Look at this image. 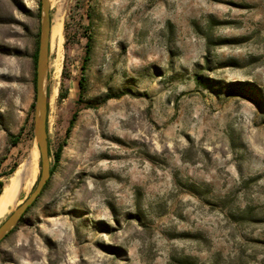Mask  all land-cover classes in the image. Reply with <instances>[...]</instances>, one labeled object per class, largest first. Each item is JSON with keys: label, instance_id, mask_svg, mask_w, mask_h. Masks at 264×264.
Here are the masks:
<instances>
[{"label": "rangeland", "instance_id": "374dc122", "mask_svg": "<svg viewBox=\"0 0 264 264\" xmlns=\"http://www.w3.org/2000/svg\"><path fill=\"white\" fill-rule=\"evenodd\" d=\"M62 19L47 79L61 159L0 264H264V0H66ZM41 22V0H0L5 186L37 146Z\"/></svg>", "mask_w": 264, "mask_h": 264}, {"label": "water", "instance_id": "95a60500", "mask_svg": "<svg viewBox=\"0 0 264 264\" xmlns=\"http://www.w3.org/2000/svg\"><path fill=\"white\" fill-rule=\"evenodd\" d=\"M50 0H41L42 22L38 58L36 63V95L34 113V139L41 157V176L34 191L0 225V243L18 226L29 208L42 195L51 177V156L48 141V93L47 79L50 67L51 37ZM1 196V195H0Z\"/></svg>", "mask_w": 264, "mask_h": 264}, {"label": "bare ground", "instance_id": "6f19581e", "mask_svg": "<svg viewBox=\"0 0 264 264\" xmlns=\"http://www.w3.org/2000/svg\"><path fill=\"white\" fill-rule=\"evenodd\" d=\"M65 2L66 0H50L51 9L54 12L51 18V41H55L58 38L62 40L64 37L62 9ZM39 159L40 153L38 147L35 146L30 152L27 160L23 162L12 175L9 183L6 185L3 193L0 196V218H2L9 211L10 206L16 205L17 198L22 192L28 191L31 188L39 172Z\"/></svg>", "mask_w": 264, "mask_h": 264}, {"label": "trees", "instance_id": "16d2710c", "mask_svg": "<svg viewBox=\"0 0 264 264\" xmlns=\"http://www.w3.org/2000/svg\"><path fill=\"white\" fill-rule=\"evenodd\" d=\"M86 46H87V53H86V57H85V59H84V64H83V66L86 65L87 62H88L89 59H90L91 50H92V46H93V40H92V37H91V36L88 37V41H87ZM37 58H38V47H37L36 52H35V54H34L35 70H36ZM83 69H85V68L83 67ZM34 82H35V86H36V72H35V76H34ZM79 86H80L81 96H82L83 93L85 92L86 88H87V80H86V77H85V76H82L81 79L79 80ZM32 106L34 107V104H33ZM75 116H76V115H74L73 118H72V120L70 121V124H69V127H68V132H70V131L73 129V127H74ZM47 129H48V124H47ZM33 133H34V130H33V127H32V129H31V134L33 135ZM19 136H20V135H16V136H14V143H15V144L18 143V141H19ZM61 155H62V147H60V148L58 149V151H57V153H56V155H55V162H56V165L54 164V165L51 166V177H50V179H49L47 185L45 186V189H44L42 195H40L39 198L37 199V201L33 204V206H31V207L29 208L28 212H29V211H30V210H31V209L37 204V202L39 201V199L43 196L44 192L47 190L49 184L51 183V180H52L53 174H54L55 171H56L57 163L60 162ZM50 156H51V151H50ZM16 168H17V167L15 166L14 168H12V171H11L10 173H6L5 175H11L12 173L15 172ZM6 185H7V184H6ZM5 187H6V186H5V182H4L3 180H0V195L3 193ZM28 212H27V213H28ZM27 213H26V214H27ZM26 214H25V215H26ZM24 218H25V217H24ZM24 218H23V219H24ZM23 219H22L20 222H22ZM20 222H19V224H20ZM19 224H18V225H19ZM17 227H18V226H17ZM17 227H16V228H15L10 234H12L13 232H15V230L17 229ZM10 234H9L8 236H10ZM0 244H1V243H0Z\"/></svg>", "mask_w": 264, "mask_h": 264}]
</instances>
